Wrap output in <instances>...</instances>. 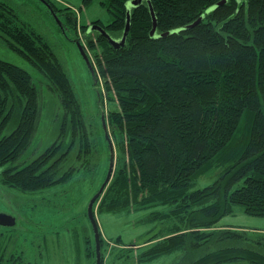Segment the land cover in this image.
<instances>
[{
	"label": "trees",
	"instance_id": "trees-1",
	"mask_svg": "<svg viewBox=\"0 0 264 264\" xmlns=\"http://www.w3.org/2000/svg\"><path fill=\"white\" fill-rule=\"evenodd\" d=\"M130 1L102 0L113 20L94 22L121 38ZM149 1L132 8L121 47L94 31L97 49L87 32L90 25L79 24L106 80L104 94L117 103L107 115L118 142L115 170L95 206L111 213L161 207L147 215L158 227L127 256L132 264L175 252L176 264H264V250L245 241V232L217 226L234 205L264 216V0ZM44 2L64 30H77L79 20L70 7ZM0 31L44 74L63 109L55 140L20 165L39 129L40 90L28 70L0 58L3 184L36 194L67 182L80 169L98 167L99 130H105L85 111L53 46L17 23L15 11L2 1ZM216 169L214 182L190 189ZM92 242L88 235L87 254L95 256ZM101 242L104 264L102 233ZM10 251V245L0 246V264L24 262Z\"/></svg>",
	"mask_w": 264,
	"mask_h": 264
},
{
	"label": "rangeland",
	"instance_id": "rangeland-1",
	"mask_svg": "<svg viewBox=\"0 0 264 264\" xmlns=\"http://www.w3.org/2000/svg\"><path fill=\"white\" fill-rule=\"evenodd\" d=\"M0 1L15 11L17 23L40 34L53 46L73 80L85 111L101 124L100 110L105 109L107 120L108 112L116 108L117 103L104 94L106 80L99 74L100 69L95 61L94 50L88 46L85 33L79 26V24L101 25L94 22L95 20H101L104 24L112 22L113 16L101 3L102 0H94L89 5H84L83 0H52L57 8L70 7L69 11L76 13L79 20L77 30L72 26L64 30L49 4L44 0ZM88 33L92 36L95 34V32ZM77 37H80L92 62L88 63L82 55L76 42ZM93 39L99 49L98 41L94 36ZM0 58L28 70L40 90L42 114L39 129L33 143L19 159L20 165H25L39 156L58 136L63 109L59 96L50 89L48 79L9 45L6 35L1 31ZM100 95L103 100H100ZM107 126L115 150L116 164L118 142L110 121H107ZM99 134L102 158L98 167L91 170L80 169L67 182L46 188L39 193H22L4 185L1 179L4 167H0V208H10L18 218L16 227L0 228V246L10 245V252L21 258L24 261L22 264H96V253L95 256L87 254L88 235L93 238L92 245L95 244L87 209L90 200L106 179L110 164L108 142L103 130H99ZM219 170L201 176L190 189L211 184L219 176ZM159 208L111 213L99 212L98 207L94 206L104 239V264H132L127 256H133L140 250L139 244H143L149 230L157 229L156 222L149 221L147 215L150 211ZM217 226L222 228L230 226L245 232V241L252 242L264 250V216L248 215L241 205H234L233 212L225 215ZM175 253L162 255L150 261H136V264H176L178 257Z\"/></svg>",
	"mask_w": 264,
	"mask_h": 264
},
{
	"label": "water",
	"instance_id": "water-1",
	"mask_svg": "<svg viewBox=\"0 0 264 264\" xmlns=\"http://www.w3.org/2000/svg\"><path fill=\"white\" fill-rule=\"evenodd\" d=\"M145 0H131L128 4H127V22H126V27L124 30V33L122 35L121 38H113L107 31L105 28H103L101 25L98 24H92L90 25V27L88 28V32H92V31H98L101 34H103L107 40L116 47H121L127 39L129 30H130V26H131V12H132V8H138L140 7L143 2ZM149 3L150 1L147 0ZM216 7V6H215ZM152 12L154 14V11L152 9ZM197 24V22L190 24L188 26H185L181 29H190L191 27L195 26ZM156 28H157V22L155 21L154 23V27H153V31L152 33L154 34L156 32ZM168 33H164L161 34V36L163 35H167ZM80 51L82 53V55L86 58V60L88 61V63H90V58L83 46V44L81 43L80 40L76 41ZM103 127L105 130V135H106V139L108 140L109 146H110V164H109V170L106 176V179L104 180V182L102 183L101 187L99 188V190L94 194V196L92 197V199L90 200L89 204H88V209H87V213H88V218L91 222L93 231H94V238H95V244H96V264H102V242H101V230H100V226L98 223V219L95 215V203L96 201L99 199V197H101V195L103 194L104 190L106 189L107 185L109 184V182L112 179V176L114 174V170H115V150L113 147V143L111 141V138L109 136V130H108V126L107 123L105 121V117L103 116ZM18 224V218L17 216H15L14 214L7 212V211H0V227H9V228H14L16 227Z\"/></svg>",
	"mask_w": 264,
	"mask_h": 264
},
{
	"label": "flooded vegetation",
	"instance_id": "flooded-vegetation-1",
	"mask_svg": "<svg viewBox=\"0 0 264 264\" xmlns=\"http://www.w3.org/2000/svg\"><path fill=\"white\" fill-rule=\"evenodd\" d=\"M100 100H101V98H100ZM100 111H101V117H100L101 118V125L103 126V116L105 117V121L107 123L106 115H105V109H101ZM103 129H104V127H103ZM0 211H7V212H10L13 214V212H11L10 208H0ZM1 228H8V227H1Z\"/></svg>",
	"mask_w": 264,
	"mask_h": 264
}]
</instances>
